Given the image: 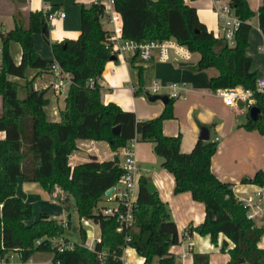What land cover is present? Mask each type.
I'll list each match as a JSON object with an SVG mask.
<instances>
[{"label": "trees", "instance_id": "trees-1", "mask_svg": "<svg viewBox=\"0 0 264 264\" xmlns=\"http://www.w3.org/2000/svg\"><path fill=\"white\" fill-rule=\"evenodd\" d=\"M229 6L239 19L232 44L208 31L195 7L184 0H114V8L122 20L123 37L135 40L174 37L199 54L197 70L209 67L218 70V75L209 80L212 91L237 85L255 90L257 73L252 69L246 48L250 20L255 15L264 36V0L256 13L247 0H229ZM102 12L100 3L82 5L79 37L51 43V60L39 57L33 46L34 33L48 38L50 25L42 11L15 13L14 27L2 35L0 131L6 136L0 140V203L3 205L0 255L16 252L22 260H27L36 252H51L52 264H125L120 257L124 248L130 247L143 259L141 264H176L170 248L180 242L177 226L158 193L147 190L146 178L139 181L135 227L119 233L115 219L102 215L98 206L106 190L122 174L118 157L99 161L91 156L86 162L69 165V155L78 139L105 141L117 149L136 137L138 141L154 144L155 154L162 158L161 167L174 176V193L189 192L193 200L203 203V221L188 231L192 229L219 246L221 252L229 255L227 264H264V248L258 245L264 227L247 218L231 183L221 181L211 171L217 142L199 139L190 152H182L180 135L163 132L164 120L173 117L172 98L160 115L144 120L114 102H102L97 80L112 56L105 45L107 31L100 23ZM11 41L21 46L18 65L9 53ZM54 62L71 75L58 122L47 119L44 111L47 99L42 91L28 87L27 97L20 100L16 84L7 79L9 73L23 75L28 67L50 71ZM91 79L92 86L88 84ZM254 97L260 113L255 120L249 119L245 127L264 134V95L255 92ZM117 125L121 127L120 133L114 134L112 129ZM19 176L26 182H38L48 192L53 186H60L66 195L64 203L72 197L79 222L89 219L100 227V241L94 249L78 243L62 251L52 247L47 238L64 235L65 227L62 221L46 213L32 220V203L16 194ZM243 182L264 185V172L258 171ZM66 210L70 211L69 207ZM67 223L70 225L69 220ZM79 230L84 241L85 231L82 227ZM220 235L225 238L219 243ZM36 239L41 242L34 244ZM192 258V264H209L208 253L193 252Z\"/></svg>", "mask_w": 264, "mask_h": 264}, {"label": "crops", "instance_id": "crops-1", "mask_svg": "<svg viewBox=\"0 0 264 264\" xmlns=\"http://www.w3.org/2000/svg\"><path fill=\"white\" fill-rule=\"evenodd\" d=\"M97 1L0 0V25L6 31L12 29L14 14L19 11L44 12L48 9L50 14L64 12V17H56L51 21L48 38H45L42 33L32 35L37 55L51 60L53 59L51 43L64 39H77L81 32L82 5L88 7ZM184 2L195 7L199 20L208 31L220 34V21L214 10V0H184ZM247 2L251 10L256 13L262 0H247ZM100 23L106 31L111 28L103 16L100 18ZM250 23L246 54L252 60V69L256 71L257 77H264V51L261 49L264 45V36L258 26L256 15ZM8 49L13 63L18 65L21 60L20 44L11 41ZM198 59L199 54L192 52L190 59L187 60L170 58L167 61H158L153 57L149 61H141L132 53H126L116 60H109L98 78V83L101 85V100L103 103L114 102L123 110L134 112L139 120L150 119L160 115L165 104L161 100L147 102L142 94L131 99V90L136 94L139 90L143 91L152 87L151 85L156 82L162 86L158 94L167 95L168 90L163 85L169 82H184L186 88L180 91L181 96L172 99L173 117L164 120L163 132L166 135H180V150L190 152L199 140L201 127H207L209 139L217 142V150L211 158V171L221 181L231 183L235 197L253 193L259 185L243 182V179L252 178L258 171L264 172V134L256 129L251 130L245 127L249 120V109L242 103L230 107L210 89V78L218 75L219 72L214 67L197 70L195 65ZM46 73L52 74L50 71L28 67L23 75L9 73L7 79L16 84V95L20 100L27 97L28 87L42 91L47 99V106L44 107L47 119L58 122L60 110L64 107L65 96H57L54 91L48 94L51 84L50 77L45 76ZM19 86H22L21 90ZM2 111L3 100L0 95V114ZM5 136L6 133L0 131V140ZM153 147L154 144L151 141L137 142L135 148L137 164L140 178L144 177L154 184L156 192L167 205L170 217L177 226L180 241L183 244L179 242L173 245L170 251L175 259V253H178V264H192L193 252L208 253L209 264H227L229 255L221 252L219 246L210 243L207 237L191 229L188 231L187 238H182L184 229L194 228L203 221L204 205L202 202L193 200L189 192L174 193V176L161 167L162 158L155 154ZM91 156H95L99 161L115 157L113 149L105 141L78 139L76 148L69 155V165L86 162ZM118 159L120 160V157ZM37 184L40 186L38 182L24 181L21 176L17 178L16 194L32 203V220H36L41 213H46L59 221L70 220L71 213L66 210V207L71 209V206L68 202H63L66 197L63 189L55 185L48 192L40 186L46 193V198H43V194L37 189ZM33 190H37V193H32ZM256 225L264 227L262 221H257ZM94 235L98 236L95 233ZM224 238L220 235L219 243ZM258 245L264 248V233ZM183 253H185L184 257L181 256ZM33 255L30 257L32 263L45 264L49 261V259L36 261ZM132 258L133 261L143 262L134 249Z\"/></svg>", "mask_w": 264, "mask_h": 264}, {"label": "built area", "instance_id": "built-area-1", "mask_svg": "<svg viewBox=\"0 0 264 264\" xmlns=\"http://www.w3.org/2000/svg\"><path fill=\"white\" fill-rule=\"evenodd\" d=\"M97 3L103 5V17L111 26L107 30L105 45L110 51L111 55L117 58H122L126 53H132L141 61H149L155 57L158 61H167L170 58H177L180 60L190 59L192 51L186 46L178 42L174 37L166 39H143L135 40L125 38L122 36V20L119 13L114 8V0H98ZM214 10L220 21V34H214L215 37H224L229 44L234 41V34L239 25V19L234 15L233 9L229 6V0H214ZM46 15L49 25L56 17H64V12L59 11L57 14H50L48 9L43 12ZM6 33L5 28L0 25V70L3 67V43L2 35ZM264 51V45L261 48ZM50 72L53 76V91L55 95L66 96L68 87L71 83V75L63 70L61 66L54 62L50 67ZM98 81V80H97ZM88 84L92 86L94 80H89ZM162 86L154 82L151 91L153 94H158ZM168 90L167 96L169 98H179L180 91L186 88L184 82H169L163 85ZM222 99V101L232 107L238 103H242L247 109L255 105V92L264 95V77H257L255 90L246 88L241 85L234 87L221 88L215 91ZM138 140L136 137L131 138L126 145L117 149H113V155L120 157L119 163L122 167V174L117 183L112 186V191L103 195V200L110 203L107 206L100 207V213L107 217L115 219L117 223L116 231L121 233L132 230L135 227L134 211L137 207V198L139 193L140 173L137 164L135 148ZM243 207L246 209V216L255 224L257 221L264 223V185H259L253 193L239 195L236 197ZM0 203V211L2 209ZM64 227L68 226L67 220H62ZM91 225V220L81 219L80 227L85 231L86 238L80 245L94 249L97 242L100 241V235L95 236L92 229H88ZM188 229L182 232V238H187ZM126 240H130V236H126ZM47 241L52 247L58 251L65 248H72L74 243L66 239L64 235L56 237H48ZM41 239H36L34 244H39ZM183 244L182 241H180ZM188 251L190 244L187 245ZM133 249L125 247L121 255V260L125 264H141L133 261ZM18 253L10 252L3 256L0 255V264H34L31 259L22 260L19 255L17 260L14 256ZM182 257L185 253L181 254ZM45 264H52V259ZM59 264V263H58Z\"/></svg>", "mask_w": 264, "mask_h": 264}, {"label": "rangeland", "instance_id": "rangeland-1", "mask_svg": "<svg viewBox=\"0 0 264 264\" xmlns=\"http://www.w3.org/2000/svg\"><path fill=\"white\" fill-rule=\"evenodd\" d=\"M45 76L50 77V84L51 85H49L50 87L48 88V94L49 93L51 94V93H53L52 74L49 75L46 73ZM21 88H22V86H19V90H21ZM160 92H161V90H160ZM138 94H142L143 98L147 102H150V100H148V94H153V93L151 91V87H148L146 90H143V91L139 90L136 94H134V92L131 90L130 98L133 99V98L137 97ZM45 106H47V104ZM37 189L39 190V192H41L43 194V198H46V193L43 192V190H41V188L38 184H37ZM31 192L36 194L37 190H33ZM68 204L71 206V209H70L71 218L69 220L70 225L65 227L64 236L72 243H78V244L83 243V238H82V236L80 234V230H79L80 229V222H79L77 214L74 210V200L72 197H69ZM109 204L110 203H108L102 199L101 201H99L98 206L99 207L107 206ZM88 229H92L96 235H100V227L98 224L94 223L93 221H91V225L88 227ZM175 254H176V264H178V260H177L178 253H175ZM14 258H15V260H17V256H14ZM33 258L36 261H40V262L43 260H48V259L50 260V259H52V253L51 252H36V253H34Z\"/></svg>", "mask_w": 264, "mask_h": 264}, {"label": "water", "instance_id": "water-1", "mask_svg": "<svg viewBox=\"0 0 264 264\" xmlns=\"http://www.w3.org/2000/svg\"><path fill=\"white\" fill-rule=\"evenodd\" d=\"M110 60H116V57L111 56ZM148 100H150V101L161 100L164 104H166L169 100V97L165 94L164 95H162V94H148ZM259 113H260V109L256 105H253L248 110V117H249V119L255 120L258 117ZM120 128H121L120 125L113 127V129H112L113 133L119 134ZM199 139L205 140V141L209 139V132H208L207 127H205V126L201 127ZM145 186L149 192H155L156 191V188L151 181H148ZM111 191H112V188H109L108 190H106V193L109 194Z\"/></svg>", "mask_w": 264, "mask_h": 264}]
</instances>
